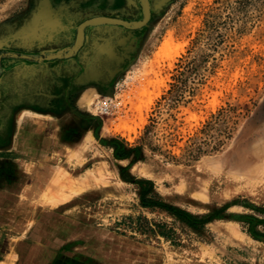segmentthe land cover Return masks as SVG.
Instances as JSON below:
<instances>
[{
    "label": "rangeland",
    "instance_id": "374dc122",
    "mask_svg": "<svg viewBox=\"0 0 264 264\" xmlns=\"http://www.w3.org/2000/svg\"><path fill=\"white\" fill-rule=\"evenodd\" d=\"M151 7L139 30H91L68 61H6L2 110H45L9 131H27L42 154L27 161L42 179L28 193L38 238L73 264H264V0ZM93 8L139 17L137 0H0V48L67 45ZM142 178L166 204L214 216L195 230L143 207ZM139 215L175 236L141 232L129 219Z\"/></svg>",
    "mask_w": 264,
    "mask_h": 264
},
{
    "label": "crops",
    "instance_id": "0c3cea01",
    "mask_svg": "<svg viewBox=\"0 0 264 264\" xmlns=\"http://www.w3.org/2000/svg\"><path fill=\"white\" fill-rule=\"evenodd\" d=\"M37 112L44 116L45 110L22 107L6 111L0 107V119L16 128L19 122L23 128H31L34 117L27 113ZM0 128V161L4 160L10 169L0 178V264H73L64 246L45 244L35 231L38 222L28 193L36 186L37 190L43 188L42 179L34 183L33 170L27 168V161L42 158V154L34 152L33 136L27 131L22 134L20 129L9 136L2 124Z\"/></svg>",
    "mask_w": 264,
    "mask_h": 264
},
{
    "label": "trees",
    "instance_id": "16d2710c",
    "mask_svg": "<svg viewBox=\"0 0 264 264\" xmlns=\"http://www.w3.org/2000/svg\"><path fill=\"white\" fill-rule=\"evenodd\" d=\"M137 184L140 190V204L143 207L149 208L150 210H165L171 217H173L174 222L180 224L181 226L198 230L204 226L205 221H207L210 217H213L215 214V211H213L212 215L203 218L166 204L161 198L158 197L157 193H155L153 189V181L150 179H139ZM220 210H222V208ZM129 219L130 221H134L137 225V229L144 233H156L163 237L171 238H173V236L176 234L174 227L169 226L166 222L150 221L142 215H139L136 218L130 216ZM244 221L247 224L250 223L248 220Z\"/></svg>",
    "mask_w": 264,
    "mask_h": 264
},
{
    "label": "water",
    "instance_id": "95a60500",
    "mask_svg": "<svg viewBox=\"0 0 264 264\" xmlns=\"http://www.w3.org/2000/svg\"><path fill=\"white\" fill-rule=\"evenodd\" d=\"M143 7V18L139 20H126L117 17H110L105 15H96L89 17L77 26V32L74 41L57 51L44 52V53H25L19 51L1 50L0 51V73L3 71L1 60L3 58H15L28 62H43L56 59H67L77 54L82 47L85 39V29L88 26H95L101 24H118L130 29H138L146 25L151 16V7L149 0H139Z\"/></svg>",
    "mask_w": 264,
    "mask_h": 264
},
{
    "label": "flooded vegetation",
    "instance_id": "af4514ba",
    "mask_svg": "<svg viewBox=\"0 0 264 264\" xmlns=\"http://www.w3.org/2000/svg\"><path fill=\"white\" fill-rule=\"evenodd\" d=\"M149 3H150V7H151V0H149ZM137 5L139 7V17L137 18H131V17H128L126 15H123L122 13H119L118 11H113V10H110V9H106V8H100V9H97V8H93L91 12H89L85 17H83L82 19H80L78 21V23L75 25V29H74V37L72 39V41L67 44V45H64V46H61L59 48H55V49H49V50H43V51H37V52H30V51H23V50H18V49H10V48H0V51L1 50H10V51H19V52H25V53H44V52H51V51H57V50H60L68 45H70L74 39H75V36H76V32H77V26L79 25L80 22H82L83 20L89 18V17H92V16H96V15H105V16H110V17H117V18H122V19H126V20H130V21H134V20H139V19H142L143 18V7L140 3L139 0H137ZM151 16H152V7H151ZM151 16H150V19H151ZM149 19V20H150ZM149 22V21H148ZM148 24V23H147ZM146 24V25H147ZM144 25V26H146ZM143 26V27H144ZM107 27H122L126 30H139L141 28H138V29H130V28H126L122 25H118V24H101V25H95V26H88L86 29H85V39H84V43L82 45V47L79 49V51L77 52V54L73 57H70V58H67V59H56V60H50V61H43V62H54V61H68L72 58H75L79 53L80 51L82 50V48L85 46L86 42H87V38H88V33L91 31V30H94V29H99V28H107ZM12 60H16V61H20V62H24V63H43V62H28V61H22L20 59H15V58H3L1 60V65L3 67V71L0 73V78L4 75V73L6 72V70L8 69V66L6 64V61H12ZM8 127L6 128L5 132H7V135L10 134L9 131H11L12 129V124L11 122H8Z\"/></svg>",
    "mask_w": 264,
    "mask_h": 264
},
{
    "label": "bare ground",
    "instance_id": "6f19581e",
    "mask_svg": "<svg viewBox=\"0 0 264 264\" xmlns=\"http://www.w3.org/2000/svg\"><path fill=\"white\" fill-rule=\"evenodd\" d=\"M48 19V18H47ZM56 20V19H55ZM49 21V20H48ZM51 21V20H50ZM49 21V22H50ZM51 23H52V21H51ZM54 23H55V21H54ZM53 25V24H52ZM51 25V26H52ZM55 25V24H54ZM35 31V30H34ZM169 41H166L165 43H164V45H163V47H161V56H172V49H171V47H169ZM159 55V54H158ZM156 59V58H155ZM158 61V60H157ZM153 85H154V87L156 86V84L153 82L152 83ZM139 93L140 94H142L143 95V97H145L146 98V100H143L144 102H145V105L144 106H146L147 108L149 107V105L151 104V102H152V100H153V98H152V96H150V92L149 91H147L146 90V88H144L143 87V89H140L139 90ZM139 110V112L141 111V109H138ZM37 116V115H36ZM56 181V180H55ZM58 182V181H57ZM55 183V182H54ZM84 184V183H83ZM62 185V184H61ZM46 195V194H45ZM53 195L55 196V194L53 193ZM61 197V196H60ZM59 197V198H60ZM45 198V197H44ZM46 198H47V196H46ZM45 198V199H46ZM49 199V198H48ZM55 199H57V198H55ZM53 200V199H52ZM50 201V200H49ZM54 201V200H53ZM60 201V200H59Z\"/></svg>",
    "mask_w": 264,
    "mask_h": 264
}]
</instances>
